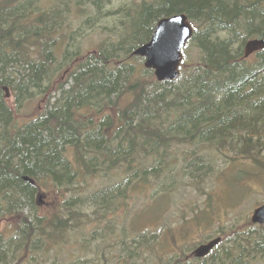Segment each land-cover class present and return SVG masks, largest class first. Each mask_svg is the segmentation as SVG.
<instances>
[{"label": "trees", "instance_id": "16d2710c", "mask_svg": "<svg viewBox=\"0 0 264 264\" xmlns=\"http://www.w3.org/2000/svg\"><path fill=\"white\" fill-rule=\"evenodd\" d=\"M43 1L0 0V215H18L16 241L0 246V264H23L31 244L41 251L38 243L58 244L97 211L106 217L132 185L155 186L152 200L165 196L173 148L206 144L253 160L261 153L264 159V49L244 58L245 44L264 37V0H145L134 14L129 8L105 12L111 0H49L44 8ZM178 14L193 27L187 47L196 48L198 60L177 80L155 81L149 89L138 71L141 59L132 53L150 40L157 21ZM113 17L118 19L110 29H95L106 36L96 49L81 50L85 33ZM111 31L114 40L107 37ZM58 47L65 76L56 74ZM18 64L27 67L16 83L12 67ZM56 77L63 80L56 83ZM32 90L39 91L44 110L15 128L17 111ZM51 90L59 97L48 106ZM123 95L130 102L114 113ZM205 160L191 153L184 169L193 177L208 168ZM115 169L125 173L122 190L77 192L90 177ZM46 181L71 192L48 221L34 214ZM26 207L31 214L19 216ZM242 235L254 238L245 242L254 245L247 258L264 254V233L252 229ZM154 241L146 230L128 244L122 241V259L141 264ZM99 261L96 255L75 263Z\"/></svg>", "mask_w": 264, "mask_h": 264}, {"label": "rangeland", "instance_id": "374dc122", "mask_svg": "<svg viewBox=\"0 0 264 264\" xmlns=\"http://www.w3.org/2000/svg\"><path fill=\"white\" fill-rule=\"evenodd\" d=\"M48 2L50 1L44 0L42 7H47ZM143 3L145 0H111L105 12L108 13V9L117 11L129 8V12L134 14ZM117 19L113 17L98 22L94 29L87 31L79 40L80 49L86 51L85 53L95 50L96 46L106 38L95 29L101 27L110 29L114 23L116 24ZM107 37L114 40L113 31ZM55 53L58 55L57 65L60 64L59 67L57 66L56 74L62 72L65 76L63 72L67 63L62 61L61 48L58 47ZM197 55L198 51L194 46L186 47L183 58L185 65H182L181 71L189 70L191 65L197 62ZM137 65L145 83L151 85L155 82L152 72L145 71V75L140 72L144 69L142 62H138ZM26 67L24 65L20 68L19 64L12 67L16 69L14 72L18 73L14 74L16 83L19 74L25 73ZM56 78L54 81L56 83L63 80ZM69 85L70 82L65 89ZM151 87L153 85L149 89ZM30 92L33 97L30 100L25 99L23 108L17 111L15 128H21L24 123L44 110L43 106L46 103L41 100V96H38L39 91ZM58 95L59 92H51L48 106L57 103ZM7 98L10 103L14 101L11 91H7ZM130 99V95L119 97L118 107L114 108V113L123 110ZM84 112L85 110L82 111L83 114ZM191 153H202L206 158L204 163L208 166L207 169L203 167L202 172L194 173L193 177L184 169L186 163L184 160H188ZM171 155L174 156L175 162L165 181L166 187L169 188L165 196L152 200L151 195L155 186L145 189L143 185L140 187L132 185L127 191L128 196L117 200L115 211L108 213L107 219L105 216L102 217L101 211H97L94 218L82 219L79 226L75 227L77 230L72 231V229L67 232L65 239L58 244H53L51 240L47 245L38 243L36 247L42 248L41 251L33 248L31 244V250L26 254L23 264H73L78 259L81 262L95 260L96 255L100 261L93 264H132L126 255L122 259L121 243L122 241L130 243L134 237L145 234V230L153 233L156 241L151 245L148 257L146 259L144 257L141 264H230L221 253L223 248L231 259H240L242 256L237 245L241 246L242 243L235 244L233 239L239 240L244 237L242 234L252 229L257 233H264L261 227L252 226L250 223L251 213L264 199V159L261 153L257 160L256 158L253 160L245 156H234L227 151H216L206 144H201L198 148L188 145L173 148ZM69 158L72 159L71 155ZM124 178V171L115 169L109 171L106 176L90 177L77 192L89 194L111 186L122 190ZM161 187L162 183L157 189ZM38 195L41 197V202L35 199L34 214L48 221L59 212L63 200L68 198L71 192L66 195L64 191L55 189L50 181H46ZM30 210L27 208L19 213V216H29ZM17 218L18 215L12 217L0 215V246L15 243ZM94 236L97 238L94 239ZM100 236H104V239H100ZM214 237H221L222 242L224 241L220 251L203 261L195 260L192 257L193 250ZM240 264H264V254L250 258L245 256Z\"/></svg>", "mask_w": 264, "mask_h": 264}, {"label": "water", "instance_id": "95a60500", "mask_svg": "<svg viewBox=\"0 0 264 264\" xmlns=\"http://www.w3.org/2000/svg\"><path fill=\"white\" fill-rule=\"evenodd\" d=\"M192 36V27L183 14L174 15L159 20L154 28L150 41L137 48L132 56L143 58V66L152 70L158 82L174 81L179 76V65L182 61L181 50ZM264 49V38L248 41L244 46L245 58ZM252 224H264L263 204L255 209L251 215ZM218 243L213 240L201 245L194 251L196 258L206 256Z\"/></svg>", "mask_w": 264, "mask_h": 264}, {"label": "flooded vegetation", "instance_id": "af4514ba", "mask_svg": "<svg viewBox=\"0 0 264 264\" xmlns=\"http://www.w3.org/2000/svg\"><path fill=\"white\" fill-rule=\"evenodd\" d=\"M222 254L224 256L225 253H222ZM243 254H245V253H243ZM224 259H228L230 261V264H240L243 261L241 258L240 259H236V258L231 259L229 257V254H227V257L224 256ZM238 261H240V262H238Z\"/></svg>", "mask_w": 264, "mask_h": 264}, {"label": "bare ground", "instance_id": "6f19581e", "mask_svg": "<svg viewBox=\"0 0 264 264\" xmlns=\"http://www.w3.org/2000/svg\"><path fill=\"white\" fill-rule=\"evenodd\" d=\"M192 27V26H191ZM192 35H193V27H192ZM192 37V36H191ZM191 39V38H190ZM250 41V40H249ZM263 50V49H262ZM261 51V50H260ZM259 52V51H257ZM256 53V52H255ZM254 54V53H253ZM244 56H245V53H244ZM245 58V57H244ZM246 59V58H245ZM178 79V78H177ZM176 79V80H177ZM175 81V80H174ZM163 82H173V81H163ZM25 180H27V178H25Z\"/></svg>", "mask_w": 264, "mask_h": 264}]
</instances>
